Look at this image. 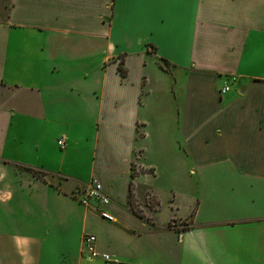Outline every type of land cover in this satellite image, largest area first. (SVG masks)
I'll return each mask as SVG.
<instances>
[{
    "label": "crops",
    "instance_id": "1",
    "mask_svg": "<svg viewBox=\"0 0 264 264\" xmlns=\"http://www.w3.org/2000/svg\"><path fill=\"white\" fill-rule=\"evenodd\" d=\"M0 264H264V0H0Z\"/></svg>",
    "mask_w": 264,
    "mask_h": 264
},
{
    "label": "built area",
    "instance_id": "2",
    "mask_svg": "<svg viewBox=\"0 0 264 264\" xmlns=\"http://www.w3.org/2000/svg\"><path fill=\"white\" fill-rule=\"evenodd\" d=\"M227 87L222 88L221 93H224ZM58 145L63 147L65 145L64 140L61 138L58 140ZM90 201H95L96 205L93 209L98 214V216L107 221L114 222L113 215L109 212L108 206L111 204L110 198L104 193L103 187L97 180H92L82 192L81 204L84 206H89ZM96 237L92 234H85L82 238V251L88 259L102 258L104 260H110L109 255L100 254L95 247Z\"/></svg>",
    "mask_w": 264,
    "mask_h": 264
},
{
    "label": "rangeland",
    "instance_id": "3",
    "mask_svg": "<svg viewBox=\"0 0 264 264\" xmlns=\"http://www.w3.org/2000/svg\"><path fill=\"white\" fill-rule=\"evenodd\" d=\"M142 172V171H141ZM138 174V171H137V169H136V166H135V164H132L131 165V176L132 177H135L136 175ZM132 186V185H131ZM145 190H147L146 191V193L143 195V197L141 198V200H140V198H136L135 197V194H134V190H133V186H132V188H131V192H132V201H133V204H134V207H135V209H136V211L139 213V214H137L138 216H140L141 218H144V219H146V220H148V221H152V218L153 217H155V213H156V211L158 210V206L157 205H159L160 204V202H159V200L156 198V196H153L151 193H150V191H148V189H146L145 188ZM140 200V201H139ZM138 201V202H137ZM145 206V207H144ZM144 207V208H143ZM148 209V210H151V213H145L144 212V210L145 209ZM173 221V222H172ZM172 221H170V224H169V226L170 227H172V226H176L177 224H178V221H176V220H172ZM190 223V218L188 219L187 218V220L186 221H182L181 222V225H183L184 227H187L188 226V224ZM176 224V225H175ZM180 229L182 228V226L181 227H179Z\"/></svg>",
    "mask_w": 264,
    "mask_h": 264
},
{
    "label": "trees",
    "instance_id": "4",
    "mask_svg": "<svg viewBox=\"0 0 264 264\" xmlns=\"http://www.w3.org/2000/svg\"><path fill=\"white\" fill-rule=\"evenodd\" d=\"M121 74H124V71H121ZM131 185H132V183H130ZM131 188H132V186L130 187V190H131ZM132 192L130 191V193H129V204H130V207H131V209L133 210V212H135L136 214H139L137 211H136V209H135V207H134V204H133V201H132Z\"/></svg>",
    "mask_w": 264,
    "mask_h": 264
}]
</instances>
